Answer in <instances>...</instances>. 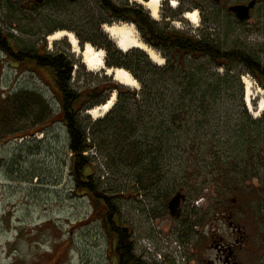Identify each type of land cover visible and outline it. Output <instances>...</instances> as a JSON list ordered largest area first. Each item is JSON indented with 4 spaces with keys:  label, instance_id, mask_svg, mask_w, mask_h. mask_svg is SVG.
Masks as SVG:
<instances>
[{
    "label": "rangeland",
    "instance_id": "rangeland-1",
    "mask_svg": "<svg viewBox=\"0 0 264 264\" xmlns=\"http://www.w3.org/2000/svg\"><path fill=\"white\" fill-rule=\"evenodd\" d=\"M114 1L143 5L154 18L142 2ZM160 1L154 20L161 27L193 35L202 32L221 48L244 50L264 66V29L240 35L246 27L229 17L220 24L208 13L202 14L200 0ZM35 2L0 0V28L16 50H43L46 40L48 52H66L75 64L72 84L77 91L114 77L106 70L91 71L68 38L50 42V36L59 31L73 32L80 50L89 44L103 50L106 64L107 40L119 47L104 27L133 25L141 41L159 56L157 62L149 56L150 60L157 66L167 62L165 52L144 41L136 24L111 19L98 0ZM194 11L199 14L198 24L185 17ZM212 71L224 79L221 101L231 112L216 117L194 114L182 146H171L177 149L172 152L163 151L165 146L154 147L153 166L116 164L109 156L119 152L110 139L111 131L95 128L97 138L89 155L96 180L119 206L122 223L132 231L135 253L147 263L200 264L202 258H214L213 233L235 241L224 217L232 211L234 221L246 229L253 243L246 257L253 264H264V113L257 117L247 107L244 78L253 83L255 110L264 98L258 91L264 87L243 65H234L230 71L213 66ZM138 83L137 88H127L140 90ZM115 93L111 110L120 100L116 91L108 100ZM123 101L122 106L129 103L126 96ZM204 107L212 108L209 100ZM87 112L80 120L89 132L105 116L95 119ZM248 116L262 122L255 124ZM143 118L150 123L152 111L145 108ZM69 142L60 94L50 72L30 63L17 65L0 50V264H117L110 246L112 236L98 218L101 210L89 197L74 192ZM181 186L186 199L177 218L171 215L169 202ZM234 197L237 201L232 203Z\"/></svg>",
    "mask_w": 264,
    "mask_h": 264
},
{
    "label": "trees",
    "instance_id": "trees-1",
    "mask_svg": "<svg viewBox=\"0 0 264 264\" xmlns=\"http://www.w3.org/2000/svg\"><path fill=\"white\" fill-rule=\"evenodd\" d=\"M34 4L39 5L37 2ZM98 5L111 19L136 24L147 43L165 52L167 62L157 66L145 52L135 49L124 53L107 40L104 46L108 51V66L130 70L141 83L140 90H131L108 77L105 84L83 91L75 90L72 84L74 61L66 52H48L46 40L41 46L43 50H16L0 28V50L17 65L30 63L50 72L60 94L61 115L69 134L74 192L89 197L101 210L98 218L112 236L117 264H151L136 255L132 231L122 223L119 206L96 180V168L89 155L97 138L95 128L103 126L111 131L110 139L119 152L109 153V156L115 158L116 164L133 166L147 163L153 166L156 164L154 147L165 146L163 151L172 152L177 149H170L171 146H182L184 133L193 124L188 122L193 121L194 114L216 117L231 112L221 101L224 79L212 71L213 66L230 71L234 65H243L262 86L264 66L244 50L221 48L202 32L193 35L181 29L163 28L142 5L117 4L114 0H98ZM208 64L212 66L207 67ZM203 90L207 93H202ZM113 91L118 92L120 100L103 119L92 125L89 121L91 128L88 132L81 123V114L106 103ZM122 96L129 100L123 106L120 104V101L124 102ZM208 100L211 109L204 107ZM145 108L152 111L150 123L143 118ZM137 113L138 117L135 116ZM86 118L90 120L89 116ZM248 118L255 124L262 122ZM195 130L199 131L197 127ZM180 190L184 191L185 187L181 186Z\"/></svg>",
    "mask_w": 264,
    "mask_h": 264
},
{
    "label": "bare ground",
    "instance_id": "bare-ground-1",
    "mask_svg": "<svg viewBox=\"0 0 264 264\" xmlns=\"http://www.w3.org/2000/svg\"><path fill=\"white\" fill-rule=\"evenodd\" d=\"M142 2L146 7L151 11L154 19H157L161 1L160 0H137ZM173 7H176L177 4L174 2ZM185 17L192 21L193 23H199V14L198 11L188 12ZM105 31L110 34V36L115 40L119 49L123 52H128L131 49H139L147 53L154 62L158 61V54L145 43L141 41L139 35L137 34L134 26L128 24H114L106 25L104 27ZM61 38H68L70 43L75 47L76 52H81L83 57V63L86 64L91 71L106 70L107 75L113 76L115 81L132 88H137L139 86L138 81L128 72L125 68L115 67L113 69H107L105 65V52L103 50H96L92 45H86L84 50L79 49L78 39L73 32L59 31L50 36V42L59 40ZM244 84L246 85V97L245 101L247 107L255 113L257 117H260L264 113V98L259 101L257 108H254L255 95L253 92V83L247 77L244 78ZM259 94L264 95V90H259ZM116 93L113 95L107 103L95 107L89 110V114L97 118L104 117L112 108L115 103Z\"/></svg>",
    "mask_w": 264,
    "mask_h": 264
},
{
    "label": "flooded vegetation",
    "instance_id": "flooded-vegetation-1",
    "mask_svg": "<svg viewBox=\"0 0 264 264\" xmlns=\"http://www.w3.org/2000/svg\"><path fill=\"white\" fill-rule=\"evenodd\" d=\"M198 6L201 8L202 14L208 13L220 24H223V19L229 17L236 25L246 27L245 31L243 29L239 32L240 35L248 36L254 31V28L264 29V0H200ZM236 8H247L248 10L243 9V13L239 15ZM242 15H249V18L241 19ZM224 217L228 221L235 241H225L224 236H217L213 233L210 248L214 251V258H202L200 264H253L252 260L246 257V251L250 252L251 248L253 249V243L246 229L234 221L232 211L224 214ZM112 248L111 251L115 254L114 243Z\"/></svg>",
    "mask_w": 264,
    "mask_h": 264
},
{
    "label": "water",
    "instance_id": "water-1",
    "mask_svg": "<svg viewBox=\"0 0 264 264\" xmlns=\"http://www.w3.org/2000/svg\"><path fill=\"white\" fill-rule=\"evenodd\" d=\"M38 3H42L43 0H36ZM239 11V15H241L243 13V9H245V11H247V8H236ZM241 19H247L249 18V15H242L240 17ZM186 199V195L183 193L182 190H180L174 197L173 199L169 202V210L171 215H173L174 217H180L181 215V204L182 201H184ZM236 199H233L232 202H235Z\"/></svg>",
    "mask_w": 264,
    "mask_h": 264
}]
</instances>
